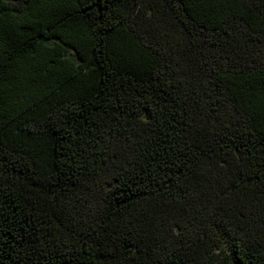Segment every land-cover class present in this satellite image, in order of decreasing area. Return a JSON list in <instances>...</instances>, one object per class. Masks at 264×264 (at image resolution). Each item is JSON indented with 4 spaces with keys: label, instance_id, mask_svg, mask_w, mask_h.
Returning <instances> with one entry per match:
<instances>
[{
    "label": "trees",
    "instance_id": "1",
    "mask_svg": "<svg viewBox=\"0 0 264 264\" xmlns=\"http://www.w3.org/2000/svg\"><path fill=\"white\" fill-rule=\"evenodd\" d=\"M0 264H264V0H0Z\"/></svg>",
    "mask_w": 264,
    "mask_h": 264
}]
</instances>
